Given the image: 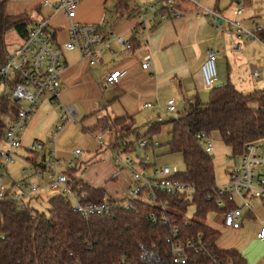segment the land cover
<instances>
[{"label":"crops","instance_id":"obj_1","mask_svg":"<svg viewBox=\"0 0 264 264\" xmlns=\"http://www.w3.org/2000/svg\"><path fill=\"white\" fill-rule=\"evenodd\" d=\"M155 1L143 0L141 7H135L131 11H129V2L125 10H116L114 1L113 14L109 20L111 27L101 26L104 16L102 17L99 10V0H85L80 5L75 17L77 22L99 25L102 33L121 35L125 42L129 44L132 42L133 47L128 50L111 42L94 66H89L86 60H81L75 51L63 53L66 58L63 57L62 60L64 70L61 75L58 100L52 101L48 97H43L20 136V148H24L28 153L34 142L39 141L44 144L43 150L33 152L32 157L26 158L30 166L34 163L39 164L44 170L48 153L52 150L59 161L66 156L61 148L58 149L57 155V147L56 150L52 149L53 144L49 139L57 125L65 120L68 107L72 108L76 117L82 120L83 131L97 133L95 139L99 132L114 135L113 130L105 128L91 131L98 120L105 116L111 119L132 118L136 124V117L142 112L141 115L146 116L151 123L156 116L159 117V113H164L162 108L168 99L174 100L176 112L194 100L202 102L207 97L201 76V66L207 49L216 52L218 86L230 83L243 94L252 93L264 86V42L238 39L232 36L226 27V21L236 18L248 30L254 31L257 26L262 28L259 38L264 40V0H238L237 3L233 0H198L197 5L183 2L178 5L184 13L182 16L150 26L147 34L141 37L135 33L138 15L136 12L142 13L148 4ZM8 7L16 8L10 3ZM205 9L214 12L216 19L222 20V25L219 26L216 19L213 22L203 13L202 10ZM238 9H242V14L235 16L234 12ZM51 21L54 22L52 26L57 29L56 40L63 43L67 38L68 21L62 15L53 16ZM11 35L14 39L9 43L8 33L4 37L6 47L13 42L12 49L8 46L9 52L14 51L20 41V36L15 31H12ZM146 56H149L154 63L152 71H143L140 68V62ZM115 69L127 70V74L114 85L106 84V75ZM253 71L258 73V78L252 77ZM145 104H150L151 107L144 108ZM142 110H145V113ZM74 130L75 128L68 126L57 134L55 140L59 146L65 142V139L72 140ZM77 135L79 138V133ZM111 138L113 140L114 136L111 135ZM85 152H87L83 158L85 160L98 154L92 149H87ZM70 163L72 162L67 164ZM67 164L63 169H58V172H76L74 175L76 178L93 189H102L108 199H124L127 196L131 184L129 174L125 170H117L107 156L102 157L98 162L92 161L84 170H76L75 164L68 168ZM24 169L23 177L49 182L48 174L28 176L24 173ZM10 185L13 187L14 183ZM256 213L262 218L261 211L257 210ZM208 226L211 227L210 224ZM258 226L259 220L245 219L242 228L231 230L222 227L218 219V227L214 230L224 233L225 242L219 237L216 245L223 250H237L246 264H251L248 242L252 243L251 240H254L253 243L264 244L255 240ZM250 229L253 232L248 236ZM226 237L230 240H226Z\"/></svg>","mask_w":264,"mask_h":264},{"label":"built area","instance_id":"obj_2","mask_svg":"<svg viewBox=\"0 0 264 264\" xmlns=\"http://www.w3.org/2000/svg\"><path fill=\"white\" fill-rule=\"evenodd\" d=\"M10 4L21 8L20 13L28 11V6L35 0H7ZM83 0H41L35 5L39 12L45 8L51 14L47 18L36 20L28 28L25 37L20 41L14 51L7 50L3 62L0 63V123L3 125L2 140L7 149L0 150V200H10L18 208H25L28 204L37 201L40 191L60 194L72 203V208L82 216L110 215L114 210L133 209L138 201L147 202L152 206H160L162 210L168 207L159 204L157 193L170 197L190 198L195 193V187L171 178V172L167 168H158L152 174L144 173L149 166V158L145 149L157 146L150 144L147 139L139 140L135 145L134 152H125L122 144L119 150L106 149L110 152L113 163L117 170H128L130 172L131 184L127 196L124 199L104 200L102 203H83L86 194L79 193L82 184H78L75 190L67 184V175L58 172L60 161L54 150L48 153L45 168L30 166L24 170L28 176H40L43 173L49 175V182L46 187L41 188L37 184H30L26 177L13 187L7 188L1 181L3 174L7 172L8 166L13 163V151L21 147V134L26 127L30 117L38 107L43 97L57 101L61 88V75L64 70L63 53L75 51L81 60H86L89 66L99 62L103 50L107 49L111 42L131 49V45L124 41L121 35H107L100 31L99 27L92 23H79L75 20L77 8ZM183 2L193 5L198 0H156L148 4L144 11L136 16L137 25L135 33L141 37L145 36L150 26L169 20L173 17L182 16L184 13L178 8ZM213 22L216 14L209 10H202ZM235 16L242 14V9L234 12ZM62 15L68 21L66 29V40L59 43L56 40L57 29L51 26L53 16ZM228 32L236 38L247 40H260L259 33L263 31L255 27L254 31L248 30L241 25L238 19L226 21ZM143 71H152L154 63L149 56L140 62ZM127 74V70H112L106 75L105 82L108 85L116 84ZM201 76L205 87L214 86L217 81L216 52L207 49L205 59L201 66ZM253 78H258L256 71L252 72ZM14 98H18L14 102ZM145 104L144 108H150ZM162 111L170 116L176 113L173 99L165 102ZM68 118H65L62 125L50 135V142L54 140L63 125L69 120L74 121L76 114L72 108L67 110ZM99 144L101 137H96ZM196 140L201 142L203 152L210 156L213 151L209 135L201 132L196 135ZM44 148L42 142H34L29 151L37 152ZM80 151L74 152L75 160L78 159ZM68 168L73 165L67 164ZM147 189L146 193L142 189ZM143 193V194H142ZM207 196V200L213 202L220 211H211L220 220L222 227L239 230L245 219L259 220V226L255 234V240L264 243V136L259 137L244 145L239 160V169L228 174V182L224 186H217L216 183ZM107 198V197H106ZM258 203L263 212L262 218L257 217L255 204ZM207 216V217H208ZM152 224H156L157 217L153 212L148 216ZM161 220L166 224L167 218L162 215ZM207 224V223H206ZM208 225V224H207ZM216 245V242L214 243ZM142 260H156L157 264H220L214 247L199 233L196 236H182L178 229L174 228L171 234L164 241V248L152 244L146 248L139 244ZM217 247V245H216ZM218 248V247H217Z\"/></svg>","mask_w":264,"mask_h":264},{"label":"trees","instance_id":"obj_3","mask_svg":"<svg viewBox=\"0 0 264 264\" xmlns=\"http://www.w3.org/2000/svg\"><path fill=\"white\" fill-rule=\"evenodd\" d=\"M114 1L116 10H125L129 2ZM6 3L7 0H0V63L7 53L5 35L15 31L20 37H25L28 28L36 21L27 14L7 13ZM130 45L132 49V42ZM163 124L172 127L171 140L167 145L169 151L181 153L185 164V171L171 178L195 187L190 198L157 193L159 204H165L166 210L138 201L133 209L119 208L108 216H82L60 194L49 199L47 214L36 210L33 203L18 208L10 200H0V264H157L156 260H142L138 246L142 244L150 248L157 244L164 248V241L174 228L182 236L194 237L201 233L214 247L220 264H246L237 250L217 248L214 243L219 232L206 224L208 214L220 209L207 200L215 184L213 166L196 135L217 132L234 155L240 154L246 143L264 136V90L243 94L230 83L216 86L210 90L207 102H189L187 109L176 117L147 124L142 135L134 126L133 119L127 117L111 119L105 116L91 131L98 128L113 130L114 139L108 147L119 150L123 144L124 151L131 153L141 139L152 144ZM2 127L0 123L1 140ZM131 137L132 140L129 139ZM31 166L41 168L35 163ZM65 174L72 190L82 184L78 192L86 194L83 203L99 204L105 199L111 200L106 198L102 189H93L71 173ZM142 192L146 193L147 189H142ZM191 205L195 207L193 219L186 217ZM151 212L157 217L156 224L148 218ZM162 215L167 218L166 224L161 220Z\"/></svg>","mask_w":264,"mask_h":264},{"label":"rangeland","instance_id":"obj_4","mask_svg":"<svg viewBox=\"0 0 264 264\" xmlns=\"http://www.w3.org/2000/svg\"><path fill=\"white\" fill-rule=\"evenodd\" d=\"M40 1L41 0H35V2L31 3L27 7L28 11L25 13H20L19 11L21 8H19V7L11 8V9L8 7V8H6V11H7V13H9L11 15L27 14L36 20H39L43 17L47 18L50 15L48 9L43 8L39 12V10H36L34 8L35 5L38 4ZM48 1L54 2V0H48ZM84 1L85 0H83L80 3V5ZM128 1H129V11L134 10L135 7L136 8L141 7V5L143 3V0H128ZM8 3L9 2L7 1L6 4L8 5ZM99 3H100L99 10L102 13V17L104 16L103 19L101 20V23H102L101 26L111 27L109 20L113 14V7L115 6L114 0H99ZM7 5H6V7H7ZM80 5L78 6L77 10L80 9ZM235 5L236 4L234 3V6ZM229 17L233 18L232 15L231 16L229 15ZM111 20H114V19H111ZM50 22H51L50 25L52 26V24L54 22L53 21H50ZM11 32L12 31L8 32V35L10 36L8 38V43L10 41H13V39H14L12 37L13 35H11ZM8 46L11 48V46H13V42H11ZM8 46H7V49H8ZM63 57H64V59L66 58L65 54H63ZM216 69H218L217 63H216ZM217 80H218V77H217ZM222 85H225V84H222ZM216 86H218L217 81L215 82L214 86H212L210 88L205 87V89L207 91V97L202 101V103L207 102L210 90ZM257 89L262 90V89H264V86H262V88H257ZM249 93L250 92H248L247 94H249ZM184 107H183L184 110H182L183 108H181V110L179 112H176L172 116H170L166 113L164 114L161 112V113H159V117L156 116L155 120L153 119L152 122H155V121L165 122L171 117H176L177 115H179V113H181L182 111H185L187 109V106H184ZM68 109H69V107L66 109V112H65L66 118H68V114H67ZM142 111L145 113V110H142ZM141 113H140V115H138L136 117L135 127L138 129L139 134L142 135L146 132L147 124H149L150 122L147 120L148 118H146V116H144V115H141ZM149 114H150V112H149ZM63 121L59 125H62ZM81 123H82V120L78 119L77 117H75L74 121L69 120L67 123H65L63 125L62 130H64V128H67L68 126L75 128V130L72 133V135H73L72 140L70 139V141H67L65 139V142H62L60 144V146L56 140H55V146H54V143H52L53 145L51 144L52 149L56 150V147H57V151H56L57 155L59 153L58 149H60V148H61V151L63 153H65V155H66L65 157H63V160H60V165L58 167L59 170L63 169L65 167V164H67L68 162H72L71 164H75L77 166L78 170H80V169L84 170L87 168L88 165H90V163L92 161L98 162L102 157H105V156H107L111 160V162L113 163L112 156H111L110 152L106 149V146H108L110 143L113 142V140L111 138V135H112V137L114 136L113 133L106 135L104 132H99L97 137L100 136L101 141H102V143L99 144V142L96 140V138L94 139V137L96 136L97 133H88L86 131H83V129H82L83 126L81 125ZM59 125H57V126H59ZM171 129H172L171 125L163 124L159 133L154 136V143H156L157 146L150 147L147 151H145L146 155L149 158V166L144 171V173H146L147 175L152 174L153 171L155 169H158V168H167L171 172V176H174L178 173H182L185 171V164L183 162L182 154L177 153V152H170L169 148L167 146L169 141L171 140ZM78 133H79V138H77ZM129 139L132 140V137ZM209 141L211 142L212 147H213V151L210 154V158H211V162H212V166H213L214 180H215V183L217 186H219V187L224 186L228 182V174L232 173L234 171H238L240 154L234 155L231 148L226 146L221 141L217 132H212L209 135ZM4 149H7V145L5 144V142L3 140L0 139V150H4ZM76 149H78L80 151V153H82V155H80L78 157V159L74 161V151ZM87 149H92V151H96V152H98V154L91 159L85 160L83 158L85 157V155H87L86 154L87 152H85V151H87ZM27 157H29V158L32 157V154L28 153L24 148H20V149L18 148V149L13 151V155H12L13 163L8 166L7 172L5 174H3V177L1 179L2 183L7 188H10L11 183H18L21 180H23V178H24L23 177V168L28 169L29 168L28 166H30L29 161L26 160ZM60 157H62V156H60ZM125 171L129 174V178H130V172L128 170H125ZM2 173H3V171L0 170V174H2ZM69 173H71L72 175H75L76 172L72 171ZM27 180L29 181L30 184H37L41 188L46 187V185L48 183L46 181H42V180L36 179V178H32V179L30 178ZM40 192L41 193L38 197V200L33 202V207L36 210H38L40 213L44 212L47 214L48 213L47 209L49 208V205H48L49 199L52 196H54L55 193L49 192L48 190H43ZM257 210L262 212L261 207L258 203L255 204V212H257ZM194 212H195V207L192 205L189 206L187 209L186 217L189 219H193ZM256 215H257V217H259L258 213H256ZM251 222L256 223L255 221H251ZM206 223L210 224L213 229L217 228L218 227L217 216L215 214H210L207 217ZM252 232H253L252 229H250L248 231V236L252 235ZM219 237L221 238V239L219 238L221 241L223 240L225 242V240L223 239L224 233H220ZM225 239L230 240V238H227V237ZM251 241H252V243L248 242V255H249V258H251V264H263L264 263V244L253 243L254 240H251Z\"/></svg>","mask_w":264,"mask_h":264},{"label":"water","instance_id":"obj_5","mask_svg":"<svg viewBox=\"0 0 264 264\" xmlns=\"http://www.w3.org/2000/svg\"><path fill=\"white\" fill-rule=\"evenodd\" d=\"M235 3L238 2V0H233ZM216 22L219 26L222 25V20H220L219 18L216 19ZM18 101V98H14V102H17Z\"/></svg>","mask_w":264,"mask_h":264}]
</instances>
